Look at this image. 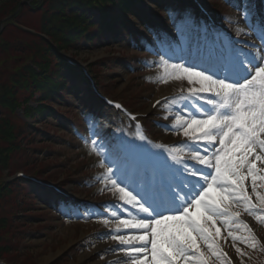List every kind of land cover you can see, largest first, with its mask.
I'll list each match as a JSON object with an SVG mask.
<instances>
[{
	"label": "snow or ice",
	"instance_id": "6c2138e0",
	"mask_svg": "<svg viewBox=\"0 0 264 264\" xmlns=\"http://www.w3.org/2000/svg\"><path fill=\"white\" fill-rule=\"evenodd\" d=\"M233 6L240 15L223 17L227 31L169 11L170 39L150 48L160 57L153 64L189 85L174 115L189 146L183 158L169 159L122 128L106 134L107 122L81 137L103 157L102 190L118 196L105 202L115 227L105 218L98 234L114 243L97 255L111 253L118 264H244L251 252L264 251L243 218L264 223V16H257L254 0ZM167 104L156 101L162 113ZM125 214L130 218H120Z\"/></svg>",
	"mask_w": 264,
	"mask_h": 264
},
{
	"label": "rangeland",
	"instance_id": "374dc122",
	"mask_svg": "<svg viewBox=\"0 0 264 264\" xmlns=\"http://www.w3.org/2000/svg\"><path fill=\"white\" fill-rule=\"evenodd\" d=\"M214 1L216 0H210V2ZM225 4L218 6L219 14L223 15L221 22L224 25L228 23L223 17L227 16L235 19L240 15L239 11ZM152 9L156 12V8L153 7ZM132 22L135 25L137 24L135 19ZM128 40L135 42L133 36ZM70 53L82 63L93 65L95 76L102 91L112 97L123 99L129 106L140 111H147L150 102L162 94L182 89L187 90L189 87L186 80H176L174 77L167 76L164 68L159 63L153 64V61H157L156 58L145 55L148 59H144L145 57L140 59L138 57L141 53L140 50L128 47L126 41L122 45L119 44L117 46L113 45V41L101 44L91 43L87 47ZM144 61L148 62L147 66ZM169 63L174 62L169 61ZM169 71L171 70L169 69ZM79 90H81L79 86L70 90L65 94L64 101L54 106V109L60 108L68 116L72 117L73 120L71 121L73 125H78L76 120H74L76 118L74 113L77 114L74 106L77 104L76 108H78L87 101V92ZM94 112H97L94 120H98L96 126L98 128H102L106 122L108 123V119L112 116L103 109ZM46 116L49 118L46 122L47 130L54 131V133L60 134V136L58 137V141L47 143V145L43 144L44 141L41 142L40 140L43 133L24 137V144L28 143L29 145L27 149H31L32 147L40 148L46 145L49 150L40 160H35V158L32 160L30 163L32 170L30 169V171L41 169V172H43L41 177L55 181H60L62 178L73 180L85 171L86 173L90 172L92 175H97L99 160L95 154L82 145L78 137H73L76 131L65 130V123L63 124L62 121L57 119L53 120L49 117L50 115ZM84 116H87V113ZM43 118H46L45 115L29 121L32 124L39 125L42 123ZM148 118L147 120L151 122L150 126L153 132H157L156 130L159 129L154 124L161 121L165 129L160 127L161 130L157 133L158 135H163L166 140L172 141L176 138L184 137L182 128L172 121L173 118L170 124L173 123L174 127H167L168 123L166 124L165 120L161 118L159 110L155 112L152 110ZM79 120L80 123L82 120L84 121L82 115ZM89 127H92L91 124ZM73 166L79 168L78 175L70 173V167ZM83 182H85V186L81 190L77 184L75 186L69 185L71 187L70 190L74 189L73 191L77 195L87 197L90 195V190L94 187L97 198H102L103 194H106V199L118 198V196L114 197L107 190H104V192L100 190L98 192L96 178H92L91 180L90 177H87ZM27 192L30 194V197H27V205L20 212L23 214L21 216L23 217L22 222L25 223V220L29 219L27 221H31V223L26 222L24 224L23 230L26 234V239H24L18 249L11 250L8 255L4 256L7 261L14 264H22L26 260L28 263L31 262V264H105V261H108L111 253L101 256L94 252L99 244L113 242L110 238L98 236L99 233L105 230V225L102 223L103 219L97 220L94 214L90 218L83 219L82 216L78 218V214H81L80 211L78 214H74V216L72 213H62L63 215L59 212L52 213L47 208L46 202H44L43 191L36 193L32 189H27ZM51 201L56 200L51 199ZM28 215H32L33 217L38 216V218L33 220ZM105 218L113 221L111 227L114 228L115 218ZM243 218L247 219V222L256 232L257 236L264 241V223L257 222L246 213ZM221 234L226 235V230L222 229ZM226 250L229 251V255H233L234 249L227 248ZM262 261H264V251L257 250L251 252V259H245L244 264H259ZM111 264H118V262L117 260H112Z\"/></svg>",
	"mask_w": 264,
	"mask_h": 264
},
{
	"label": "trees",
	"instance_id": "16d2710c",
	"mask_svg": "<svg viewBox=\"0 0 264 264\" xmlns=\"http://www.w3.org/2000/svg\"><path fill=\"white\" fill-rule=\"evenodd\" d=\"M105 2L107 0H0V108L12 111L20 106L17 99L21 96L25 104L23 111L28 115L33 107L27 103L37 93L39 105L35 109L41 111L46 107L44 103L69 81L58 75L64 67L72 77L83 78L79 70L53 51L50 41L60 50L68 49L79 35L90 39L103 29H112L113 25L126 29L124 21L116 15L111 16V22H86L87 9L92 7L101 8L102 16L108 15L104 10ZM91 26L98 30L90 36L87 29ZM23 129V125H14L9 118L0 116V138L11 140L7 147L0 146V165L29 168V160H18L11 155ZM21 185V181L0 183V211L4 213H0V256L20 237L12 230L7 212L13 207Z\"/></svg>",
	"mask_w": 264,
	"mask_h": 264
},
{
	"label": "bare ground",
	"instance_id": "6f19581e",
	"mask_svg": "<svg viewBox=\"0 0 264 264\" xmlns=\"http://www.w3.org/2000/svg\"><path fill=\"white\" fill-rule=\"evenodd\" d=\"M46 38V36H44Z\"/></svg>",
	"mask_w": 264,
	"mask_h": 264
}]
</instances>
